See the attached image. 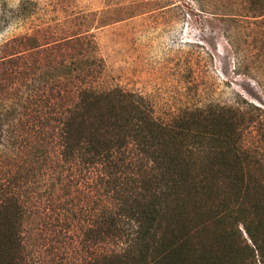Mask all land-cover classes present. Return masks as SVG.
Here are the masks:
<instances>
[{
	"label": "trees",
	"instance_id": "trees-1",
	"mask_svg": "<svg viewBox=\"0 0 264 264\" xmlns=\"http://www.w3.org/2000/svg\"><path fill=\"white\" fill-rule=\"evenodd\" d=\"M246 3L264 22V0ZM93 81L88 71L45 86L38 142L15 141L28 160L0 181V264H36L23 191L47 170L50 190L91 191L77 264H264V149L245 139L259 107L210 103L161 120L144 96Z\"/></svg>",
	"mask_w": 264,
	"mask_h": 264
},
{
	"label": "rangeland",
	"instance_id": "rangeland-1",
	"mask_svg": "<svg viewBox=\"0 0 264 264\" xmlns=\"http://www.w3.org/2000/svg\"><path fill=\"white\" fill-rule=\"evenodd\" d=\"M246 7V0H0V61L13 56L0 65V133L11 132L1 140L0 181L27 165L29 148L15 141L38 142L44 87L88 71L98 89L144 96L161 120L210 103L252 110L251 103L260 111L245 139L264 149V22L247 17ZM41 175L23 191L26 254L36 264H77L91 191L50 190L56 174Z\"/></svg>",
	"mask_w": 264,
	"mask_h": 264
}]
</instances>
